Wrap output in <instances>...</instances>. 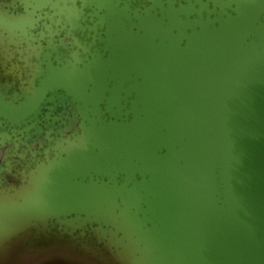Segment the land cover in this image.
<instances>
[{
  "label": "water",
  "instance_id": "95a60500",
  "mask_svg": "<svg viewBox=\"0 0 264 264\" xmlns=\"http://www.w3.org/2000/svg\"><path fill=\"white\" fill-rule=\"evenodd\" d=\"M0 264H264V0H0Z\"/></svg>",
  "mask_w": 264,
  "mask_h": 264
}]
</instances>
